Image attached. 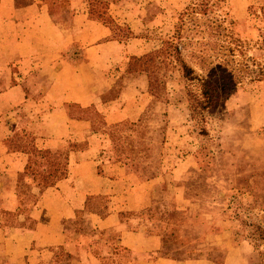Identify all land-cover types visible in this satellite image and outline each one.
<instances>
[{"label":"rangeland","instance_id":"374dc122","mask_svg":"<svg viewBox=\"0 0 264 264\" xmlns=\"http://www.w3.org/2000/svg\"><path fill=\"white\" fill-rule=\"evenodd\" d=\"M75 1L74 10L89 13L96 5ZM96 1L106 15L88 18L106 30L101 43L109 47L95 68V95L101 104L128 100L124 123L108 130L96 116L97 131L113 132L110 142L126 155L117 161L127 173L153 181L139 217L150 222L149 233L168 239L160 255L220 264L237 247L244 264H262L264 80L253 78L264 68L257 46L264 0ZM183 65L213 84L214 106L194 110L200 88L183 77ZM105 73L113 79L109 87Z\"/></svg>","mask_w":264,"mask_h":264},{"label":"crops","instance_id":"0c3cea01","mask_svg":"<svg viewBox=\"0 0 264 264\" xmlns=\"http://www.w3.org/2000/svg\"><path fill=\"white\" fill-rule=\"evenodd\" d=\"M63 2L72 8H60ZM75 2L33 0L19 8L17 0H0V78L12 64L7 75L14 81L0 92V104L6 106L0 111V257L6 264H58L69 253V264H84L83 259L121 264L112 262L117 248L135 256L130 264H215L148 260L160 244L147 231L148 219L139 215L147 209L145 187L153 181L140 183L127 173L117 161L127 158L123 150L97 131L96 116L105 127L124 123L128 100L102 105L97 99L95 68L106 58L109 45L101 40L107 32L89 20L88 9L74 10ZM30 71L38 78L27 87L33 82ZM101 80L108 87L113 82L108 73ZM25 127L38 149L65 158L66 175L51 187L32 185L37 199L28 212L31 229H4L2 214L17 213L19 207L11 178L24 173L29 156L17 149L13 135ZM17 219L19 224L27 220L24 214ZM222 264H244L239 249L229 247Z\"/></svg>","mask_w":264,"mask_h":264},{"label":"trees","instance_id":"16d2710c","mask_svg":"<svg viewBox=\"0 0 264 264\" xmlns=\"http://www.w3.org/2000/svg\"><path fill=\"white\" fill-rule=\"evenodd\" d=\"M96 5L92 8L89 15L94 13H98L97 17L102 18L104 15H106L105 12L98 11L97 9L104 8V5L101 4L100 1H96ZM33 2V0H27L25 3H21V0H17V7L22 8L26 5H30ZM96 10L98 12H96ZM264 12V6L261 8ZM104 19V18H103ZM115 28H118V26H115ZM235 42H238L235 40ZM256 46V45H252ZM259 50H263L264 52V31L262 32V41L260 44L257 45ZM141 60V58L136 59V61ZM253 63H256L255 59H252ZM253 65V64H252ZM225 66L227 64L225 63ZM12 67V64H9L7 69H4L3 71V77L0 78V92L1 90L5 89L10 84L14 83L13 80H10V77H8V73L11 72L9 70ZM247 68V67H246ZM12 69V68H11ZM223 69L227 72L228 70L226 67H223ZM9 70V71H8ZM228 73L231 75L232 71H228ZM30 77L33 82H27L30 86V83H35V76L37 77V74L33 71H30ZM183 77L189 81H196L200 88V100H195L194 103V110L196 111H205L209 109L210 107L215 105V88L213 84H211L206 78H200L198 76H194L192 74V70L187 66L183 65ZM38 78V77H37ZM229 83L232 85L235 84L234 80L232 79V76L228 79ZM253 80L261 81L264 80V68H260L257 72ZM37 82H39V79H37ZM113 101L107 103L111 104ZM102 105H106L105 102L102 103ZM6 106L4 103L0 104V111H5ZM118 126H121V124H116L112 126H107L106 128L108 130H114ZM26 127L22 130H17L14 135L13 139L16 140V147L17 149H21L25 153L28 154V161L25 167V171L23 174H17L16 176L12 177L11 179L16 184V195L19 200V207L17 210V213H8L4 212L2 214L3 222L2 227L4 229H9L11 227H17V228H25V229H31L32 228V221L29 219L28 212L29 210L35 206L37 197L31 193V187L33 184H36L42 188H47L53 186L58 180L63 179L66 175V160L64 157L61 156H55L52 154V152L48 150L38 149L35 145V141L33 139H30L26 137ZM109 132V131H108ZM107 132V135L111 140L115 141V136L113 132ZM20 214H24L26 216V222L20 223L17 219ZM24 224V226H23ZM21 225V226H18ZM259 238L264 240V230L258 229ZM158 239L162 244L159 246V248L155 252H151L148 255V258L150 257V260L156 259L157 257H163V258H170L173 259L167 255H160L161 250L165 249L166 244H168V239L166 237L163 238L162 235H156ZM167 242V243H166ZM129 253L131 255L130 259H127L123 254ZM153 256V258H152ZM73 255L69 253H65V256L63 257L62 261L58 264H69L70 260L72 259ZM135 259V256L131 254L130 252L126 250H118L115 248V251L113 253L112 262L113 263H121V264H130ZM84 264H87V260H82ZM223 263V260L220 264ZM218 264V263H215ZM264 264V258L263 262Z\"/></svg>","mask_w":264,"mask_h":264}]
</instances>
